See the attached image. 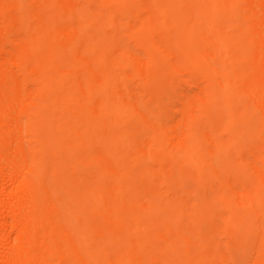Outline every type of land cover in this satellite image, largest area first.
<instances>
[{
  "label": "bare ground",
  "instance_id": "bare-ground-1",
  "mask_svg": "<svg viewBox=\"0 0 264 264\" xmlns=\"http://www.w3.org/2000/svg\"><path fill=\"white\" fill-rule=\"evenodd\" d=\"M0 264H264V0H0Z\"/></svg>",
  "mask_w": 264,
  "mask_h": 264
}]
</instances>
